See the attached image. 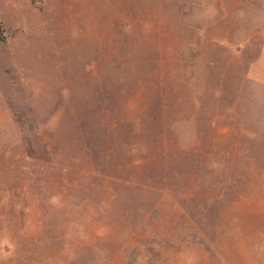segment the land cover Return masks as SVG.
Here are the masks:
<instances>
[{
  "label": "rangeland",
  "instance_id": "obj_1",
  "mask_svg": "<svg viewBox=\"0 0 264 264\" xmlns=\"http://www.w3.org/2000/svg\"><path fill=\"white\" fill-rule=\"evenodd\" d=\"M0 23V264H264V0Z\"/></svg>",
  "mask_w": 264,
  "mask_h": 264
},
{
  "label": "trees",
  "instance_id": "obj_2",
  "mask_svg": "<svg viewBox=\"0 0 264 264\" xmlns=\"http://www.w3.org/2000/svg\"><path fill=\"white\" fill-rule=\"evenodd\" d=\"M126 16H128V13H126ZM129 33H130L129 36L126 37L127 39L125 40L126 45L129 44V42H130L129 37L132 36L131 31H130ZM0 39H3V28H2L1 23H0ZM152 51H154V47H153L152 44L149 43L148 41L145 42V44L142 45V46L139 48V51H138V52L142 55L144 64L150 63V61H151V58H150L151 56H150V54H151ZM133 54H134V53H133V50H130V51H128L125 55H133ZM144 57H145V58H144ZM140 59H141V58H140ZM131 64H132V63H130V65H131ZM132 67H133V66H131V69H132ZM133 68H134V67H133Z\"/></svg>",
  "mask_w": 264,
  "mask_h": 264
}]
</instances>
